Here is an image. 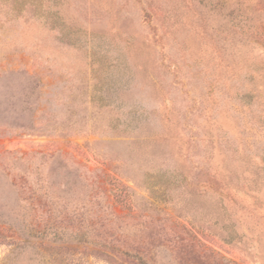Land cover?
<instances>
[{"label":"rangeland","instance_id":"1","mask_svg":"<svg viewBox=\"0 0 264 264\" xmlns=\"http://www.w3.org/2000/svg\"><path fill=\"white\" fill-rule=\"evenodd\" d=\"M264 264V0H0V264Z\"/></svg>","mask_w":264,"mask_h":264},{"label":"trees","instance_id":"2","mask_svg":"<svg viewBox=\"0 0 264 264\" xmlns=\"http://www.w3.org/2000/svg\"><path fill=\"white\" fill-rule=\"evenodd\" d=\"M139 260L141 264H150L149 260L145 256L139 255Z\"/></svg>","mask_w":264,"mask_h":264}]
</instances>
